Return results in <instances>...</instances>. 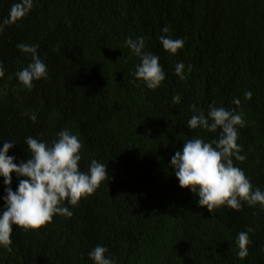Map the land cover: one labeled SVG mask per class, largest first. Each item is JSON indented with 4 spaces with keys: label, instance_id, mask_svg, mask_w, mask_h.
<instances>
[{
    "label": "trees",
    "instance_id": "16d2710c",
    "mask_svg": "<svg viewBox=\"0 0 264 264\" xmlns=\"http://www.w3.org/2000/svg\"><path fill=\"white\" fill-rule=\"evenodd\" d=\"M15 2L0 0V22ZM165 27L184 41L177 55L160 43ZM137 37L165 71L154 91L134 76L140 59L125 41ZM19 44L38 45L47 67L48 79L31 90L16 76L32 62ZM181 62L184 81L175 75ZM0 63V149L14 143L8 154L19 164L30 155L26 138L51 146L68 129L82 142L81 171L93 159L109 167L94 195L65 205L71 218L56 215L38 233L14 226L0 264H95L88 254L97 245L115 264H264V210L243 204L210 213L171 167L184 141L218 138L219 130L187 127L192 105L206 114L214 104L243 113L246 126L237 130L246 159L234 163L264 192V0H34L0 33ZM19 179L13 173V191ZM6 189L0 177V213ZM248 228L241 260L236 239Z\"/></svg>",
    "mask_w": 264,
    "mask_h": 264
},
{
    "label": "clouds",
    "instance_id": "9594fccd",
    "mask_svg": "<svg viewBox=\"0 0 264 264\" xmlns=\"http://www.w3.org/2000/svg\"><path fill=\"white\" fill-rule=\"evenodd\" d=\"M33 3L34 0H17L13 3L8 16L0 22V33H3L5 27L15 25L25 18L32 10ZM162 31L164 35L159 39L163 49L170 55H177L184 47V41L167 35V27ZM125 44L140 59L134 72L136 80L153 91L162 86L165 71L158 56L144 51L143 37L128 38ZM18 49L31 56L32 62L16 73L23 88L31 90L34 81L48 79L47 67L38 55V45L19 44ZM187 71H192L191 65ZM3 75L4 69L0 63V77ZM175 75L181 81L187 79L182 62L176 64ZM251 97V92H245L246 99ZM173 102L179 104L180 96L174 95ZM234 103L239 106L240 100L236 99ZM191 110L195 114L187 123L190 130L203 129L208 133H217L219 130V134L217 139L210 142L199 136L184 141L182 151H177L171 159V167L175 170L179 186L198 195L199 206L213 214L225 206L240 211L243 204L249 207L259 205L264 210V192L259 188L254 189L245 172L234 163L246 159L241 155L237 130L246 126L243 113L214 104L209 106L206 114L197 109L196 105H192ZM30 119L35 123L37 118L32 115ZM25 143L30 155L19 164L8 154L15 146L14 143L5 141L0 149V177H3L7 185V195L4 197L6 207L0 213V247L8 252L12 251L14 226L25 233H38L56 215L71 218L73 212L65 205L78 206L81 200L94 195L109 177V167L95 159L91 160L87 172L81 171L82 142L68 129L59 132L51 146L33 137L26 138ZM13 173L20 178L16 191L11 187ZM252 231V228H248L237 236L238 257L241 260L249 255L248 246L251 241L248 233ZM107 252L106 247L97 245L88 255L95 264H115L112 258L106 257Z\"/></svg>",
    "mask_w": 264,
    "mask_h": 264
}]
</instances>
